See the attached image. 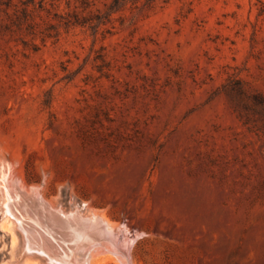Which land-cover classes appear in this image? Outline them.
<instances>
[{
	"label": "rangeland",
	"instance_id": "374dc122",
	"mask_svg": "<svg viewBox=\"0 0 264 264\" xmlns=\"http://www.w3.org/2000/svg\"><path fill=\"white\" fill-rule=\"evenodd\" d=\"M9 171L131 264H264V0H0ZM1 196L0 264H48Z\"/></svg>",
	"mask_w": 264,
	"mask_h": 264
},
{
	"label": "bare ground",
	"instance_id": "6f19581e",
	"mask_svg": "<svg viewBox=\"0 0 264 264\" xmlns=\"http://www.w3.org/2000/svg\"><path fill=\"white\" fill-rule=\"evenodd\" d=\"M41 189L30 192L11 171L0 178L2 226L19 230L24 256L39 257L48 264H90L91 260L101 264L105 259L131 264L133 242L126 236L124 224L112 223L100 212L85 214L80 207L64 212L45 200ZM34 207L37 210L32 213Z\"/></svg>",
	"mask_w": 264,
	"mask_h": 264
},
{
	"label": "trees",
	"instance_id": "16d2710c",
	"mask_svg": "<svg viewBox=\"0 0 264 264\" xmlns=\"http://www.w3.org/2000/svg\"><path fill=\"white\" fill-rule=\"evenodd\" d=\"M120 2V0H116V3H119Z\"/></svg>",
	"mask_w": 264,
	"mask_h": 264
}]
</instances>
